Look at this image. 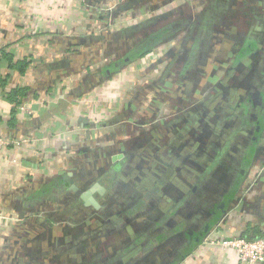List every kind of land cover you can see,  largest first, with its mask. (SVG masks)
<instances>
[{
	"label": "crops",
	"instance_id": "0c3cea01",
	"mask_svg": "<svg viewBox=\"0 0 264 264\" xmlns=\"http://www.w3.org/2000/svg\"><path fill=\"white\" fill-rule=\"evenodd\" d=\"M0 98V264L264 239V0H0Z\"/></svg>",
	"mask_w": 264,
	"mask_h": 264
},
{
	"label": "built area",
	"instance_id": "2783aa9c",
	"mask_svg": "<svg viewBox=\"0 0 264 264\" xmlns=\"http://www.w3.org/2000/svg\"><path fill=\"white\" fill-rule=\"evenodd\" d=\"M2 101L0 98V106ZM11 144L14 145L16 142L6 141L0 137V150ZM212 244L233 250L237 264H264V239L250 240L240 236L213 241Z\"/></svg>",
	"mask_w": 264,
	"mask_h": 264
},
{
	"label": "trees",
	"instance_id": "16d2710c",
	"mask_svg": "<svg viewBox=\"0 0 264 264\" xmlns=\"http://www.w3.org/2000/svg\"><path fill=\"white\" fill-rule=\"evenodd\" d=\"M149 46H150V45L148 44L147 47H149ZM4 56H5V59H7V60L11 58V54H5ZM12 95L14 96V95H16V94L12 93L10 96L12 97ZM246 238H247V237H246ZM247 239H249V238H247ZM250 240H252V239H250Z\"/></svg>",
	"mask_w": 264,
	"mask_h": 264
},
{
	"label": "water",
	"instance_id": "95a60500",
	"mask_svg": "<svg viewBox=\"0 0 264 264\" xmlns=\"http://www.w3.org/2000/svg\"><path fill=\"white\" fill-rule=\"evenodd\" d=\"M100 189V188H99ZM102 190V193H104L105 192V190L104 189H101ZM90 194V193H89Z\"/></svg>",
	"mask_w": 264,
	"mask_h": 264
},
{
	"label": "rangeland",
	"instance_id": "374dc122",
	"mask_svg": "<svg viewBox=\"0 0 264 264\" xmlns=\"http://www.w3.org/2000/svg\"><path fill=\"white\" fill-rule=\"evenodd\" d=\"M160 138H162V137H160Z\"/></svg>",
	"mask_w": 264,
	"mask_h": 264
}]
</instances>
